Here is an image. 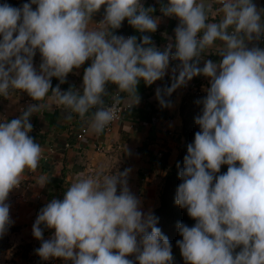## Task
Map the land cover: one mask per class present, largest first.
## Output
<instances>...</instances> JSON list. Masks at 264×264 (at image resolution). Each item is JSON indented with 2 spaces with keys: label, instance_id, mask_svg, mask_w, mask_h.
Instances as JSON below:
<instances>
[{
  "label": "clouds",
  "instance_id": "9594fccd",
  "mask_svg": "<svg viewBox=\"0 0 264 264\" xmlns=\"http://www.w3.org/2000/svg\"><path fill=\"white\" fill-rule=\"evenodd\" d=\"M214 4L222 17L210 22ZM102 6L103 18L94 23ZM154 11L141 0L0 4V97L23 92L34 102L19 117L0 122V238L12 224L9 194L25 171L40 167L43 149L30 135L29 118L49 107L45 101L99 135L116 118L117 105L126 102L129 111L139 105L141 82L149 87L170 72V84L155 90L161 109L171 108L169 97L193 78L209 81L205 96L194 102L200 107L194 118L199 130L187 145L183 167L177 164L181 183L174 202L195 221L191 227L176 225L180 255L185 264H264V47L248 46L264 37V9L253 0H167L159 11L179 21L174 44L167 37L161 50L150 35L138 42L135 35L114 34L125 20L138 33H155L160 17ZM206 52L219 62L204 60ZM86 61L91 63L81 89L62 91L66 77ZM171 61L178 64L170 69ZM52 78L59 81L54 88ZM109 96L111 106L105 103ZM222 166L227 171L217 175ZM131 171L78 172L63 199L40 209L31 229L41 241L35 254L71 264H173L159 218L143 211L131 191ZM45 228L53 231L49 239Z\"/></svg>",
  "mask_w": 264,
  "mask_h": 264
},
{
  "label": "crops",
  "instance_id": "0c3cea01",
  "mask_svg": "<svg viewBox=\"0 0 264 264\" xmlns=\"http://www.w3.org/2000/svg\"><path fill=\"white\" fill-rule=\"evenodd\" d=\"M253 2L259 9L260 0H253ZM141 3L146 7L155 5L157 14L154 17H160V23L155 32L160 40L153 42L154 45L162 50L169 43L167 37H172L171 42L174 44V29L179 21L174 17H163L159 11L161 4L167 3V0H141ZM219 7V4H214L213 14L209 15L210 22H217L221 19L222 13L218 12ZM103 15L102 6L94 14L93 22L99 23ZM253 45L263 47L257 41L248 46ZM212 51L214 52L215 49ZM203 59L213 62L220 60L219 56L210 52H206ZM90 63L91 61H86L79 69H74L66 77V82L74 83L76 89H81L83 72ZM34 67L39 69V65L35 63ZM200 67H203V63ZM169 84L170 79L166 74L163 80L153 83L151 95L148 98L143 100L140 96L139 105L146 102L155 110L156 115L149 123L120 117L109 132L95 135L86 130V126L75 114L71 119H65L61 108L51 101H45L49 104L46 110L29 118L33 125L30 135L36 136L35 141L42 146L43 155L40 167L33 172L25 171L21 185L14 189L7 198L6 203L10 205L11 226L15 230L6 234L8 247L0 253V264L5 262L25 264L29 260L36 259L33 256L30 258L41 243L33 238L31 232L36 217L42 207L52 199H58L57 182L61 180L63 184L70 186L77 178L78 172H84L85 175L101 171L110 174L116 170L123 171L131 168L128 183L136 196L137 194L142 196L140 200L143 211H152L157 207V196L154 197V194L158 193L164 171H158L152 167L155 155L164 154L167 160L166 166H169L183 142L180 134L178 107L184 93L177 89L172 94L171 108L161 109L155 99V90ZM196 86L198 92L205 93L204 89L209 86V81L200 76ZM107 90L109 93L115 92L113 88ZM110 98V96L106 97L105 101ZM32 103L34 102L31 98L23 92L14 93L9 98L0 97V122H10L19 117L22 110ZM121 104L128 108L126 102ZM81 129L85 130V133L83 138L77 141L74 135ZM37 135L42 137L39 138ZM124 147L130 150V155L125 154ZM52 234V230L45 228L44 239H49ZM20 254L23 257L20 258ZM24 255L28 256L27 259ZM23 258L25 261L21 260Z\"/></svg>",
  "mask_w": 264,
  "mask_h": 264
},
{
  "label": "trees",
  "instance_id": "16d2710c",
  "mask_svg": "<svg viewBox=\"0 0 264 264\" xmlns=\"http://www.w3.org/2000/svg\"><path fill=\"white\" fill-rule=\"evenodd\" d=\"M5 2H7L8 4L14 7H20L23 3L29 2V0H0V4H3ZM144 7L148 8L146 6ZM151 7L156 9L155 5H152ZM33 9H35V5H33ZM259 9H264V0H260ZM156 14H157V10L153 12V16H155ZM262 19H264V17H262ZM114 33L120 34L124 37L135 35L137 36L138 42L143 35H150L151 40L153 42H158L160 40V38L155 33L136 32L132 27L128 25L127 20L123 21L122 26L118 30H114ZM258 42L259 44H261V46L264 47V37H262ZM33 63L37 65H40L41 63V57L38 52L33 58ZM58 83L59 81L56 78H52L51 84L53 88L56 87ZM152 86L153 84L149 87H145L143 82H141L138 85V94L139 96L142 97L143 100L151 95ZM69 87H75V84L65 82L64 84L60 85L62 91H67ZM109 88H113V90L116 91L114 85L111 84L107 85V89ZM204 96L205 93H200L198 91L185 93L182 96L178 107V115L181 124L180 134L183 138V142L177 150L174 161L169 166H166V162H167L166 156H164V154L161 155V163H162L161 169L164 170V175L162 177L161 186L158 190V195H157L158 205L152 211V213L159 218L157 227H159L162 230V232L168 237V239L171 242L172 254L174 257L173 264H185L183 258L180 255V251L176 243L178 240L182 239L176 228L177 223L183 222L189 227L194 226L195 224V221L188 217L186 209L179 208L178 206L175 205L174 201H175L177 186L179 183H181V181L178 179L179 169L177 168V164L180 165V168L183 167V158L186 155L187 145L193 141L195 132L199 130L198 127L194 124V118L199 114L200 107L196 105L194 102L198 99H202ZM169 99L171 101V97H169ZM108 102L109 99L105 101L106 104ZM156 103L158 104L157 100ZM154 115L156 114L152 105H148L146 102H143L139 106L133 107L130 111L128 108L125 109L121 113V118L131 121L149 123ZM160 117L162 116L160 115ZM31 136L35 140L36 136L35 135H31ZM37 136L39 138L42 137L41 135H37ZM226 171H227V166H222L220 173H218L217 175L225 173ZM56 187L59 193L58 199H63L64 191L67 190L69 185L63 184L62 181L60 180L57 182ZM14 230L15 228L10 226L7 233H11ZM6 234L2 238H0V253L5 249H7L8 247ZM58 264H71V262H65L63 260H60Z\"/></svg>",
  "mask_w": 264,
  "mask_h": 264
},
{
  "label": "built area",
  "instance_id": "2783aa9c",
  "mask_svg": "<svg viewBox=\"0 0 264 264\" xmlns=\"http://www.w3.org/2000/svg\"><path fill=\"white\" fill-rule=\"evenodd\" d=\"M176 64H178V61H171L169 68L171 69L172 67H175ZM171 73L169 72L168 76L170 77ZM200 79V76H197L195 78H193L186 87H182L179 88L178 90L182 91L184 94L185 93H189V92H197V80ZM111 98L109 99V102L106 104L108 106H111ZM127 109V107H125L123 104L117 105L115 108L116 111V118L106 127V129L104 130L103 133H107L110 131L111 127L113 126V124L120 119L121 117V113ZM85 130L81 129L78 133H76L74 135V139L77 141H80L83 136H84ZM161 155L162 153H158L155 155V159L152 163V167L157 170L159 168H161ZM137 197L140 198L141 195L137 194ZM60 261V259H49L48 261H43L40 258L35 259V260H29L27 261L25 264H58Z\"/></svg>",
  "mask_w": 264,
  "mask_h": 264
},
{
  "label": "rangeland",
  "instance_id": "374dc122",
  "mask_svg": "<svg viewBox=\"0 0 264 264\" xmlns=\"http://www.w3.org/2000/svg\"><path fill=\"white\" fill-rule=\"evenodd\" d=\"M33 64H34V63H33ZM177 150H178V149H177ZM157 170H158V171H162V169H161V168H159V169H157ZM163 171H164V170H163ZM159 176H160V175H159ZM159 176H158V178H160ZM158 183H159V182H158ZM157 185H159V184H157ZM160 186H161V185H160ZM160 186H159V187H160ZM156 192H157V190H156ZM134 194H135V192H134ZM157 195H158V193H155V194H154V197H155V196H157ZM141 197H142V196H141ZM157 205H158V199H157ZM152 211H153V210H152ZM239 250H240V249H239V248H237L235 251H236V252H238ZM24 256H25V255H24ZM32 256H33V257H35L36 259H38V258H39V257H38L36 254H34V255H33V254H31L30 258H31ZM19 257L21 258V257H23V255H21V254H20V256H19ZM26 257H28V256H25L24 258H26ZM24 258H23V259H21V260H22V261H25V259H24ZM26 259H27V258H26ZM129 259H134V257H129ZM60 260H61V259H60ZM4 264H8V262H5ZM10 264H11V263H10Z\"/></svg>",
  "mask_w": 264,
  "mask_h": 264
}]
</instances>
